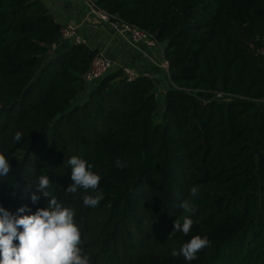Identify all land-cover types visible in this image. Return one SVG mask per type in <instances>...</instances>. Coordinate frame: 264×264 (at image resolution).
<instances>
[{
    "label": "trees",
    "instance_id": "16d2710c",
    "mask_svg": "<svg viewBox=\"0 0 264 264\" xmlns=\"http://www.w3.org/2000/svg\"><path fill=\"white\" fill-rule=\"evenodd\" d=\"M95 1L164 45V106L148 76L88 85L96 50L62 46L43 0H0V206L46 207L31 195L48 175L89 264H264V0ZM72 156L101 177L94 208L92 190L66 192ZM185 216L188 234L174 230ZM195 235L210 241L196 259L172 255Z\"/></svg>",
    "mask_w": 264,
    "mask_h": 264
},
{
    "label": "clouds",
    "instance_id": "9594fccd",
    "mask_svg": "<svg viewBox=\"0 0 264 264\" xmlns=\"http://www.w3.org/2000/svg\"><path fill=\"white\" fill-rule=\"evenodd\" d=\"M22 135L17 131L14 141L19 142ZM67 163L71 169V184L66 192L76 194L79 189L92 190L96 194L85 195L83 204L89 208L98 206L103 199V194L97 191L101 177L92 171L93 165L77 156L70 157ZM11 170L9 159L0 152V177H6ZM51 185L48 175L39 177L31 201L37 203L41 198L39 193L47 198V206L32 214H23L27 206L18 208L16 213L0 206V264H89V257L80 246L82 234L75 220V210L58 202L49 191ZM190 195H197L196 187L190 189ZM180 206L186 212H194L187 200ZM192 224L190 216H185L182 223L179 219L174 221V230L188 234ZM207 246H210L207 236L195 235L172 255H182L192 261Z\"/></svg>",
    "mask_w": 264,
    "mask_h": 264
},
{
    "label": "crops",
    "instance_id": "0c3cea01",
    "mask_svg": "<svg viewBox=\"0 0 264 264\" xmlns=\"http://www.w3.org/2000/svg\"><path fill=\"white\" fill-rule=\"evenodd\" d=\"M53 18L62 26L77 27V35L87 41V45L104 54L117 64V69L128 67L137 76H148L156 83L155 93L159 104L165 102L169 87V73L161 67L164 60V45L149 48L145 45L131 48L127 43L115 36L106 24L91 13L89 6L81 0H43ZM73 43L65 41L62 46ZM116 69V70H117Z\"/></svg>",
    "mask_w": 264,
    "mask_h": 264
},
{
    "label": "built area",
    "instance_id": "2783aa9c",
    "mask_svg": "<svg viewBox=\"0 0 264 264\" xmlns=\"http://www.w3.org/2000/svg\"><path fill=\"white\" fill-rule=\"evenodd\" d=\"M81 1L85 2L89 6L91 13L95 15L102 23L110 27L115 36L122 38L128 46L137 49L140 45H145L149 48H155L161 45L151 33L141 30L137 27L130 26L123 21L116 20L114 16L100 9L97 6L95 0ZM61 40L64 42L73 40V44L75 45H87V41L77 35L76 28L73 26L62 27ZM53 48L55 49L56 45H53ZM161 67L169 72V61L164 58ZM116 69L117 64L114 61L107 58L102 53H97L85 75V81L88 85H93ZM120 69L124 71V74L129 81H135L137 79L138 76L132 69L128 67H122Z\"/></svg>",
    "mask_w": 264,
    "mask_h": 264
},
{
    "label": "rangeland",
    "instance_id": "374dc122",
    "mask_svg": "<svg viewBox=\"0 0 264 264\" xmlns=\"http://www.w3.org/2000/svg\"><path fill=\"white\" fill-rule=\"evenodd\" d=\"M75 28L77 29V27H75ZM76 33H77V32H76ZM131 48H132V47H131ZM162 104H163V103L159 104V107H160V108H163ZM159 119H160V118L157 117V118H156V122H158Z\"/></svg>",
    "mask_w": 264,
    "mask_h": 264
}]
</instances>
